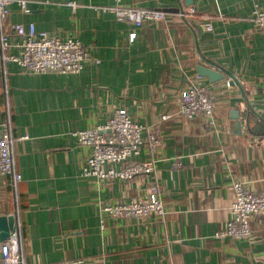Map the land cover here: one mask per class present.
Masks as SVG:
<instances>
[{"label": "crops", "instance_id": "0c3cea01", "mask_svg": "<svg viewBox=\"0 0 264 264\" xmlns=\"http://www.w3.org/2000/svg\"><path fill=\"white\" fill-rule=\"evenodd\" d=\"M25 1L23 11L13 0L9 24L76 37L89 54L79 74H35L0 60V131L10 115L22 175L15 188L0 177V215L16 216L27 263L264 264V211L250 219L251 239L217 237L231 219L235 182L264 195V31L252 20L264 0H194L186 18L184 0H123L166 14L142 27L104 9L115 0ZM206 60L235 76L246 98L229 77L199 76ZM191 86L208 89L213 124L182 115L180 95ZM119 108L160 137L157 150L144 146L135 158L154 160V171L131 181L84 177L91 149L74 133L105 125ZM153 186L163 216L102 215L104 204L148 199Z\"/></svg>", "mask_w": 264, "mask_h": 264}, {"label": "built area", "instance_id": "2783aa9c", "mask_svg": "<svg viewBox=\"0 0 264 264\" xmlns=\"http://www.w3.org/2000/svg\"><path fill=\"white\" fill-rule=\"evenodd\" d=\"M123 0H115L116 5L104 8L114 12L120 20L142 27L146 21H159L166 18L162 11L148 8H125ZM13 0H0V60L4 64L15 63L21 69L35 73L79 74L89 54L84 44L76 37L61 39L46 31H37L34 24H9L10 5ZM23 11L27 9L25 0H17ZM74 9L75 3L70 4ZM195 9L189 6L180 15L186 18L193 15ZM252 20L264 31V4H255ZM136 33L131 34V41ZM229 84V83H228ZM180 111L188 118L204 116L214 123L215 102L207 88L191 86L180 95ZM168 117L163 116L166 120ZM8 124L0 131V177H11L15 188L22 180L17 171L13 154L15 138L8 115ZM145 132L147 135L145 136ZM78 143L91 149V155L83 169L84 177L99 180L120 179L131 181L154 171V160H136L144 146L151 152L157 150L161 139L156 132L136 122L124 108H119L112 118L103 125L93 129L80 130L74 133ZM23 139V138H22ZM25 139V138H24ZM121 166V169H117ZM235 201L231 206V219L225 228L217 233L218 238L231 237L236 240L251 239L250 219L264 211V195L254 193L241 182L234 183ZM104 216L113 218L142 219L151 214L163 216L164 206L158 195L157 186L150 190L148 199L132 200L104 204L101 209ZM2 255L4 264H28L16 234L3 243Z\"/></svg>", "mask_w": 264, "mask_h": 264}, {"label": "water", "instance_id": "95a60500", "mask_svg": "<svg viewBox=\"0 0 264 264\" xmlns=\"http://www.w3.org/2000/svg\"><path fill=\"white\" fill-rule=\"evenodd\" d=\"M185 6H193L194 0H184ZM184 8H182L180 11H183ZM198 30L201 31V27H198ZM211 66L206 67L202 64L197 66V72L199 76L201 77H208L211 82H217L220 80H225L228 77L231 78L230 84L232 86L236 85L240 88L242 91L243 96L246 98V94L243 90L242 85L240 84V81L235 76H230L228 74V71H225L224 69L220 68L218 64L206 60ZM247 100V99H246ZM248 101V100H247ZM251 108V106H250ZM17 219L15 215H0V243H4L9 238L13 237L17 233Z\"/></svg>", "mask_w": 264, "mask_h": 264}]
</instances>
